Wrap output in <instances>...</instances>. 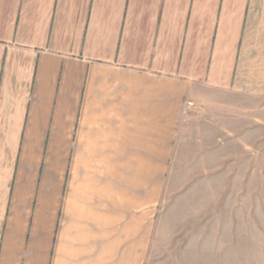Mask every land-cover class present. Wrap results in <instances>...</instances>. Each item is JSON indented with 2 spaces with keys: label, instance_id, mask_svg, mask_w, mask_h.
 Segmentation results:
<instances>
[{
  "label": "crops",
  "instance_id": "crops-1",
  "mask_svg": "<svg viewBox=\"0 0 264 264\" xmlns=\"http://www.w3.org/2000/svg\"><path fill=\"white\" fill-rule=\"evenodd\" d=\"M227 94H264V0H0V264L262 256L260 223L234 240L233 224L196 221L230 175L191 178L205 206L189 214L162 204L186 101ZM256 188L221 191L240 216Z\"/></svg>",
  "mask_w": 264,
  "mask_h": 264
},
{
  "label": "rangeland",
  "instance_id": "rangeland-1",
  "mask_svg": "<svg viewBox=\"0 0 264 264\" xmlns=\"http://www.w3.org/2000/svg\"><path fill=\"white\" fill-rule=\"evenodd\" d=\"M222 97L224 104H208L207 107L199 104L203 108L196 104L191 106L188 121L190 128L185 129L182 142H178L177 147L180 145L181 149L176 148L173 153L167 173L169 192L162 204L177 207L189 214L194 208L205 206L204 199L198 198L201 188H194L190 182L191 178L201 174L214 178H218L220 174L230 175L228 184L216 181L209 183L206 205L208 204L209 209L212 206L213 211L197 215L196 221L233 224L235 227H230L227 235L229 239H258L253 230V221L260 223L264 228V94L257 97L255 102H250L242 95L227 94ZM241 131L246 133L239 134ZM199 137L205 138L212 149L210 154L213 155L209 154L210 157L206 161H200L199 146L194 145ZM227 185L231 196L234 189L240 188V192L245 191L247 194L249 190L253 191L254 186L257 187L251 193L252 198L246 200L244 215L239 216L238 207L231 204L233 200H228L225 192L221 191V186ZM212 194L215 198L209 199ZM217 196L219 197L216 198ZM240 201L242 202V199ZM253 203L256 204L258 214H253L255 213L253 208H250L249 213L247 206H253ZM189 217L187 216L188 222ZM206 217H209L208 220ZM191 222H195V219L193 218ZM238 224L245 227L238 229ZM260 233L264 237V230ZM252 249L246 247L247 253ZM251 255L253 262L261 264L263 261L264 264L263 252L260 257L256 254L255 260L252 252ZM241 259L242 257L232 255L230 264H244ZM245 261V264H254L247 256Z\"/></svg>",
  "mask_w": 264,
  "mask_h": 264
},
{
  "label": "built area",
  "instance_id": "built-area-1",
  "mask_svg": "<svg viewBox=\"0 0 264 264\" xmlns=\"http://www.w3.org/2000/svg\"><path fill=\"white\" fill-rule=\"evenodd\" d=\"M186 104H187L188 106H192L194 103H193L192 100H187V101H186Z\"/></svg>",
  "mask_w": 264,
  "mask_h": 264
}]
</instances>
